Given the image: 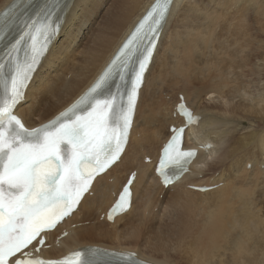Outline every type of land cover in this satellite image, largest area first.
Wrapping results in <instances>:
<instances>
[{"label":"bare ground","instance_id":"6f19581e","mask_svg":"<svg viewBox=\"0 0 264 264\" xmlns=\"http://www.w3.org/2000/svg\"><path fill=\"white\" fill-rule=\"evenodd\" d=\"M11 1L0 0V11ZM108 1L86 0V17L84 8L73 10L17 108L28 127L50 120L84 93L154 0H115L95 32V21ZM249 19L264 29V0H174L140 91L128 146L120 161L96 180L72 218L48 235L47 256L60 258L92 246L133 253L150 264H175L173 258L185 264H264V95L254 105L245 84L246 77L258 76L253 58L264 49V40L253 38ZM241 95L245 100L240 104L228 102ZM181 98L193 117L200 118L184 137L185 148L198 155L189 171L166 188L154 169L170 128L185 125L176 111ZM202 98L210 104L202 106ZM218 100L230 112L209 110ZM250 123L258 127L240 133L251 129ZM208 169L218 176L200 180ZM133 172L137 178L131 209L109 223L106 210ZM168 191L172 195L161 219L152 211L157 197ZM129 233L135 239L142 236L156 254L118 241Z\"/></svg>","mask_w":264,"mask_h":264},{"label":"snow or ice","instance_id":"6c2138e0","mask_svg":"<svg viewBox=\"0 0 264 264\" xmlns=\"http://www.w3.org/2000/svg\"><path fill=\"white\" fill-rule=\"evenodd\" d=\"M18 2L0 12V41L15 19ZM173 3L155 0L88 92L55 121L41 127H26L17 114L18 105L73 10L84 8L86 17V0H46L38 17L25 22L19 38L7 46L6 57H0V264H143L133 253L100 249L77 250L59 260L37 254L46 235L76 211L93 181L121 158L144 74ZM129 72L130 82L126 79ZM117 75L120 84L112 92L110 86ZM178 113L185 118V127L197 123L183 103ZM185 127L172 129L160 159L157 172L165 185L188 172L197 157L195 150L182 148ZM133 179L134 175L110 209L109 220L131 207Z\"/></svg>","mask_w":264,"mask_h":264},{"label":"rangeland","instance_id":"374dc122","mask_svg":"<svg viewBox=\"0 0 264 264\" xmlns=\"http://www.w3.org/2000/svg\"><path fill=\"white\" fill-rule=\"evenodd\" d=\"M114 1L115 0H109L108 1V3H107V5H106V8L107 9H105V10H103L102 11V13L100 14V16H98L97 17V19H96V24L93 26L94 27V29H95V32H97L96 31V29H100V23L103 21V18H104V16L106 15V13H107V11L112 7V5H113V3H114ZM209 4H210V6H209ZM205 6L207 7V8H214V6H213V4L212 3H208V2H206L205 3ZM111 10V9H110ZM181 12V11H180ZM261 20V22H263V17H259V21ZM249 21V24H251L252 26H251V30L253 31L252 32V34H253V38H256L257 40L259 39V41H263L264 40V29L263 30H258V29H260L262 26L260 25V27L258 26V23L257 22H255V21H252V20H248ZM253 22V23H252ZM254 24V25H253ZM100 26V27H99ZM116 32H117V30H115ZM117 34L118 33H116V36H117ZM60 38H61V36H60ZM60 38H59V40H60ZM166 41H167V39H166ZM258 41V42H259ZM88 42V41H87ZM86 42V43H87ZM164 43H165V41H164ZM261 51H263V53H264V49L263 50H261ZM261 51H259V54L261 53ZM259 54H257L254 58H253V65H255V69L256 70H262V69H264V60H263V57L261 58L260 56H261V54L259 55ZM81 58H82V55H79V60H81ZM260 58V59H259ZM259 70H258V76L257 77H253V78H251V79H247V77H246V81H245V84L247 85V92L246 93H248L249 94V96H252V101L254 102H252L254 105H255V103H256V97H258V95L261 93V94H263L264 95V73H262V75H260V73H259ZM253 71V70H252ZM264 72V71H263ZM257 73V72H256ZM249 75H251L252 76V74H250L249 73ZM250 80H252V83L250 82ZM249 87H251V89H250V91H249ZM247 94V95H248ZM256 95V96H255ZM255 97V98H254ZM223 98V97H222ZM239 98V99H238ZM241 98V99H240ZM203 99V98H202ZM229 99V98H228ZM179 100V99H178ZM224 100H225V98H224ZM227 100V99H226ZM242 100L244 101L245 100V98L241 95V97L240 96H237L236 98H235V101H228L229 103H231V102H233V103H235V104H233V106H235L236 104H240L241 102H242ZM204 101V102H203ZM217 102H219L218 104H216V105H214V104H212V105H210L208 108H209V110H215V111H222V112H230L229 111V108H227V110H226V108L224 107V102L223 101H217ZM237 102H239V103H237ZM199 103H202V106H207L208 105V101H207V99L206 98H204L203 100H200L199 101ZM210 104V103H209ZM200 107H201V105H200ZM211 107H213V108H211ZM250 124H252V123H250ZM141 126V125H140ZM262 126V125H261ZM258 127V124L257 123H253L252 124V128L251 129H247V130H244V132L243 131H239V129H238V131L237 132H240V133H245V132H247V131H251V130H254V129H256ZM155 128H157V126L155 127ZM141 130V129H140ZM137 137L139 138L140 137V134H138L137 135ZM209 154V153H208ZM211 158V157H210ZM148 160H149V162H147L146 161V159L144 160L145 161V163H147V164H149V163H151L150 162V157L149 158H147ZM264 162V159L263 160H260V162ZM213 163H215V161H213L211 164H213ZM211 164H207V167H211ZM211 169H208L206 172H207V174L205 173V174H203L201 177H200V180H206V179H208V178H210V177H216V176H218V172H216V173H214L213 175H212V171H210ZM191 189H194V188H191ZM210 190H212V189H210ZM209 190V191H210ZM196 191H198V190H196ZM171 195H172V193L171 192H163L162 194H160L159 195V197H157L159 200H158V202H157V204H155V205H157V207H153L154 208V211H152V214H154V215H158V216H160L161 215V219L163 218V213H164V209L168 206L167 204H168V202L170 201V197H171ZM138 202H139V200H138ZM152 210V208L149 210V213H150V211ZM162 210V211H161ZM173 210V208L172 207H170L169 208V210L168 211H172ZM160 212H161V214H160ZM137 217H139V215H137ZM135 219V217L133 218V220ZM99 222H103V217L101 216L100 217V219H99ZM139 223H140V221H138V220H136L135 221V228L134 229H138L139 228ZM149 224L150 223H148V226H149ZM84 226H87V225H80L79 227H77V228H80V227H84ZM142 226H140V228H141ZM123 228H124V225L122 224V225H120V227H119V229H117V233H121V231L123 230ZM129 229V227L127 228V230ZM133 229V230H134ZM132 230V229H131ZM109 231H113V233L115 232V229L114 230H112V229H109ZM124 233H127V231H124ZM135 234L133 233V235H131V233H129V234H127V235H125V236H122V237H118V241H119V239H125V243H133V244H138V247H140V249L143 251V252H145V253H148V254H156L155 252H154V250H153V248L150 246V245H148V244H145V240H143L144 238L141 236H137L136 238L137 239H135V238H133V236H134ZM97 238H99V237H97ZM133 240V241H132ZM122 243H123V241H121ZM116 243V242H115ZM169 256V255H168ZM171 261L170 262H174L175 264H185L184 262H182V260L181 259H179V260H176L175 258H173V259H170ZM172 262V263H173Z\"/></svg>","mask_w":264,"mask_h":264}]
</instances>
